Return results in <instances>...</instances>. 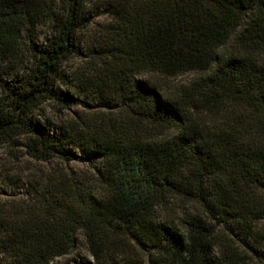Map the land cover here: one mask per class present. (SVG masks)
I'll list each match as a JSON object with an SVG mask.
<instances>
[{"label":"trees","instance_id":"16d2710c","mask_svg":"<svg viewBox=\"0 0 264 264\" xmlns=\"http://www.w3.org/2000/svg\"><path fill=\"white\" fill-rule=\"evenodd\" d=\"M88 2L0 0L2 59L30 27L48 29L26 75L0 78V146L25 135L37 160L79 159L68 142L94 170L76 185L53 180L38 221L9 229L17 264H55L79 233L93 258L79 264H119L113 253L127 264H264V0H108L95 65L73 78L107 86L126 117L53 128L40 107L75 101L61 86L82 55ZM186 72L201 76L171 95L150 79ZM171 198L196 207L182 231L157 216Z\"/></svg>","mask_w":264,"mask_h":264},{"label":"rangeland","instance_id":"374dc122","mask_svg":"<svg viewBox=\"0 0 264 264\" xmlns=\"http://www.w3.org/2000/svg\"><path fill=\"white\" fill-rule=\"evenodd\" d=\"M108 0H89L86 10L89 12L90 26L84 32L80 47L82 55L74 57L64 65V71L69 78V83L62 85L64 91H68L75 101L67 106L60 105L56 101H47L40 107L39 120H49L53 128H69L82 123H105L109 119L122 120L126 117V111L122 104L114 97L107 86L94 85L88 90H83L77 86L73 76L75 73L85 69L91 70L95 65V60L90 54L97 51L102 38L99 32L111 21L104 5ZM55 0H39L42 7L49 5ZM49 3V4H48ZM46 22H40L30 31L20 34L18 40L11 45V53L8 59L0 57V78L9 82L21 79L30 67L32 54L30 45H39L45 42L48 33ZM94 51V52H95ZM231 51V46L219 50V56H226ZM264 61V58H262ZM201 76L198 73L186 72L171 78H161L151 76L153 83L159 85L164 95L175 94L182 86L189 84ZM76 85V86H74ZM79 85V84H78ZM234 108L235 106H229ZM129 116V115H128ZM215 119V117H212ZM101 121V122H100ZM92 125V124H91ZM27 137L21 135L15 137L9 143L0 146V264H17L13 253L9 250L8 240L9 229H21L33 221H38L41 216L40 196L46 189H50L52 181L66 179L69 184L76 185L84 177H92L94 170L92 165L78 148L68 142L65 147L74 151L80 158L70 162H65L59 158L50 161L37 160L30 156L26 146ZM196 207L193 203H186L178 198H171L168 204L157 209V216L161 223L172 225L174 228L183 230V220L190 212H194ZM260 229H264V221L260 222ZM120 253V252H119ZM128 255H115L106 258H113L119 264L128 263ZM116 259V260H115ZM81 260L92 261L93 258L88 250L82 234L78 235V243L70 253L57 257L55 264H79ZM135 261L138 264L140 258L137 255ZM150 259L145 256L141 264H149ZM113 264V263H112Z\"/></svg>","mask_w":264,"mask_h":264}]
</instances>
